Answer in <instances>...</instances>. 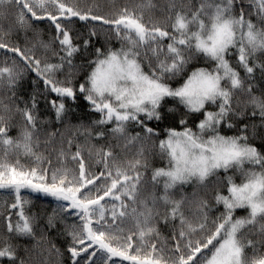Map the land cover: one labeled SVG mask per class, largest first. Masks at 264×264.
Masks as SVG:
<instances>
[{"label":"snow or ice","instance_id":"1","mask_svg":"<svg viewBox=\"0 0 264 264\" xmlns=\"http://www.w3.org/2000/svg\"><path fill=\"white\" fill-rule=\"evenodd\" d=\"M6 6L18 10L17 25L25 31L32 29V21L50 22L55 30L53 41L59 45L53 55L59 62L49 63L29 55L30 49L11 45L5 42L7 34L0 35V50L13 57L11 66L0 67V90H14L25 72H33L43 81L46 92L58 98L49 101L57 121L70 111L65 101L75 102L79 93L90 111L100 114L94 125L114 124L111 134L123 139L125 147L140 142L137 158L126 165L116 163L111 148H100L95 152L96 164L103 167L92 171L77 146L71 160L78 169L54 168L50 160L48 167H27L20 162L21 153L36 162L44 159L36 151L40 140L35 95L31 106L26 104L23 109L16 105L13 110L0 99V111H14L23 117L25 125L19 137L13 138L9 135L12 117L0 114V190L15 197L13 203L5 205L9 238L35 236V219L25 211L29 201L22 197L23 189L54 198L61 212L79 219L80 226L68 233L71 264H264V255H259L264 247V150L250 142L256 136L257 125L251 126V134L248 124H242L236 135H222L220 131L225 121L236 115L232 98L239 90L248 93L251 115L258 114L264 127V97L252 94L251 83L245 89V80L228 58L236 55L249 81L257 69L264 73V61L255 62L257 54L264 55V0H197V5L192 0H164L160 7L166 13L163 21L145 18L146 11L157 7L153 0L131 7L126 4L107 16L67 0H0V16ZM252 16L257 18L256 23ZM73 18L86 26L93 25L88 29V38L82 41L85 50L98 35L96 24L106 26L121 42L118 49H95L94 58L84 65L91 71L78 88L71 71L64 80L56 79L65 66L76 67L73 58L81 51V44L76 42L79 37L74 38L67 27ZM41 46L49 48L43 42ZM198 58L212 67H192L189 71ZM4 64L8 65L7 59ZM166 98L175 100L186 113H202L203 119L196 125L198 131L188 127L183 131L165 129V138L158 144L165 166L153 170L152 192L141 198L145 182L140 169H147V162H142L146 151L143 142L159 136L148 122L163 119L161 108ZM8 99L15 100L14 91ZM209 105L217 110H208ZM129 122L137 124L144 135H128ZM179 123L183 126L187 121L181 119ZM226 127L232 129L235 125L228 120ZM103 137V132L96 133L97 139ZM49 143L51 139L45 141ZM72 144L69 139L67 150ZM13 155L17 156L14 162ZM57 159H68L63 146ZM221 170L238 174L240 182L234 175L217 180L214 200L224 209L219 216L209 218V201L199 197L197 191L191 197L181 192L180 198H175L176 190L186 185L207 187L210 178ZM186 205L189 211L195 207L194 219L185 214ZM160 208L165 211L161 213ZM237 209H247V216L234 218ZM160 218L165 224L179 220V231L173 232V246L167 257L156 242L150 247L145 243L158 238L159 229L153 222ZM56 220L55 214L49 216L47 226L54 228ZM128 221L133 228L126 233L124 225ZM248 249H252L251 258ZM53 250L59 253L55 245L49 251ZM4 258L9 264H27L11 242L0 247V259Z\"/></svg>","mask_w":264,"mask_h":264},{"label":"trees","instance_id":"2","mask_svg":"<svg viewBox=\"0 0 264 264\" xmlns=\"http://www.w3.org/2000/svg\"><path fill=\"white\" fill-rule=\"evenodd\" d=\"M69 4H75L77 7L87 10L88 8H93L95 14L99 15H109L112 11L118 10L119 8L125 6L126 4L131 7L136 4L145 2V0H67ZM156 4V9L145 13V18L149 16L153 20L163 21L165 19L166 13L160 11V7L164 4V0H153ZM187 3V0H185ZM193 5H197V0H192ZM251 11V9H247ZM4 15L0 16V35L7 34L4 39L5 42L11 45H19L22 49H30L29 55L35 54V56L41 60L49 63H58V59L53 55L54 52L59 51L58 43L53 41L55 36L54 27L49 21H32V29L25 31L18 28L17 25V9L13 6H6ZM238 14L240 11V6L235 9ZM251 19L254 23L257 22V18L252 16ZM93 25L88 24L87 26L80 22L77 18H73L70 23H67V27L72 30L74 38L77 39V43L81 44V51L76 54L73 58V63L76 65L75 68L69 69L67 66L62 72L56 74V79L64 80L69 71L72 72V80L74 85L78 88L79 84L84 81V78L88 72L91 71L90 67H85L88 60L94 58V53L96 48H101L104 51L107 49H118L121 47V42L116 39V37L111 33V31L100 24H96L95 28L98 35L91 39V44L88 49H84L82 45L83 39H87V32ZM258 26H260L258 24ZM38 34V35H37ZM45 43L49 45L46 50L41 44ZM167 43V41L165 42ZM233 67L240 73L241 79L245 80V89L248 83L253 85L252 94L258 97H264V73L257 69L253 75V78L249 81L246 79V73L243 67L237 63L236 55H231L228 57ZM5 59L8 60V65L4 64ZM13 57L11 54L5 55L4 50H0V67L11 66V61ZM18 59V58H17ZM264 61V55L257 54L255 62ZM22 66V65H21ZM192 67H212L211 63L206 62L203 58H198L192 62L189 67L191 71ZM147 70V69H146ZM175 86V84L173 85ZM13 91L15 92V100H9L8 98L12 96ZM35 95L36 98V108L34 115L37 118V128L39 132L37 135L40 140V147L36 151L41 154L44 159L41 162H36L31 157H25L21 153L19 159L21 164L27 167H48L49 160L54 168L57 167H67L69 169H78V164L71 160V155L75 153L77 146L82 150V154L86 163L92 166V171H98L102 168V165H97L95 152L100 148H111L116 158V163L121 165H126L129 161H133L137 158L136 154L140 148V142L135 145L125 147V142L123 139H117L112 136L111 128L114 124H107L103 126H96L93 124L94 121L100 119V114L94 111H90V106L83 99V96L77 93L75 102L71 100H66V104L70 111L64 116L61 121H57L55 112L51 107L49 101L57 99L56 94L46 92L43 81L39 79L33 72H25L19 83L16 85L15 89L10 91L7 88L0 90V99L3 100L5 104L10 105L13 110L15 106L18 105L21 109L27 104L31 106L32 97ZM250 96L245 90L236 91L232 98V107L236 115L230 116V120L235 127L229 129L226 127L228 120L225 121V126H222L220 131L222 135H236L239 134V128L242 124H248L249 134H251V126L253 124L257 125L256 136L250 141L254 143L258 148L264 150V127H261V121L257 114L256 117H252V107L248 103ZM59 102V101H58ZM169 108H174L175 111L169 112ZM208 110H217L216 106L209 105ZM161 113L163 119L160 121L152 120L148 122V126L154 128L158 133V137H152L144 141V147L146 149L142 162H147V169L141 168L140 171L144 173V191L142 192V197L145 198L152 192L151 187V176L154 169L159 167H164L166 161L163 160L159 155L158 144L159 140L165 138V129L175 128L177 131H183L184 127L191 128L193 131H198L196 125L201 119H203L202 113H186L183 106L178 105V103L172 98H166L162 105ZM0 114L6 116H11V127L9 129V135L13 138H18L21 130L24 128L23 117L19 114L13 113H3ZM181 119H186L187 123L183 126L180 125L179 121ZM103 132L104 137L97 139L96 133ZM128 135L134 136L136 133L144 135L142 129L134 122H129L127 126ZM55 133L54 136L50 137V134ZM91 133V135H88ZM51 139V143L45 144V141ZM71 139L73 141L72 147L69 150L67 146V141ZM61 146L66 150L68 156L67 160L57 159V153L59 152ZM55 149V150H54ZM91 150V155L89 152ZM14 162L17 159L16 155L11 157ZM233 176L237 183L240 182V177L238 174H234L232 171L224 173L221 170L218 176L210 178L207 187L196 188L193 185H186L184 188L177 189L175 198L179 199L181 192L191 197L193 191H197L199 197L204 198L209 201V218L213 219L219 216L223 211L222 205H216L214 200V187L216 186L217 180L223 181L224 177ZM161 189H157L159 193ZM226 193V188L224 189ZM22 197L29 201V204L25 206V211L27 214L31 215L35 219L36 228L34 237H15L9 238V234L6 230V224L4 217L8 215V211L5 205H10L14 202V194L0 190V247L3 246L5 242H11L18 249V256L24 258L27 264H71L70 254L67 252V248L71 243L70 233L74 227L80 226V221L76 216L68 215L57 207V204L51 199L40 195L33 194L28 190H21ZM159 211L163 213L165 210L160 208ZM53 214L56 215L57 220L54 228H49L47 226L49 216ZM185 214L190 218H195V207L192 206V210H188V205L185 206ZM247 216V209H238L234 212V218ZM15 214L13 213V222H15ZM154 226L159 229V236L154 241L146 240L145 243L151 246L152 242L157 243L158 248H162L163 255L165 257L169 256L170 249L173 246L172 235L173 232L179 231V220L174 223L169 222L167 224L163 223L162 218L158 221H154ZM125 230L127 233L128 229L133 228V223L128 221L125 225ZM247 234V230H245ZM252 239H257V237L252 236ZM39 242V243H37ZM139 241L137 244L139 245ZM55 245L56 249H59V253L56 251H49ZM259 255H264V247L259 249ZM248 256L252 257V249H248ZM124 264H129V262L124 261ZM0 264H9L6 258L0 259Z\"/></svg>","mask_w":264,"mask_h":264},{"label":"rangeland","instance_id":"3","mask_svg":"<svg viewBox=\"0 0 264 264\" xmlns=\"http://www.w3.org/2000/svg\"><path fill=\"white\" fill-rule=\"evenodd\" d=\"M47 198L51 199V200H52V201H54L56 204H58V202H57V201H55V200H54V198H51V197H47ZM237 210H238V209H237ZM68 215L75 216V215H73V214H68ZM122 264H124V263H122Z\"/></svg>","mask_w":264,"mask_h":264}]
</instances>
